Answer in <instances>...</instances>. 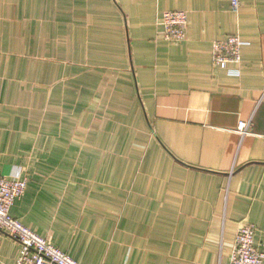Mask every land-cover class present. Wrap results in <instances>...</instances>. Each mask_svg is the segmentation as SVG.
<instances>
[{
  "label": "crops",
  "instance_id": "0c3cea01",
  "mask_svg": "<svg viewBox=\"0 0 264 264\" xmlns=\"http://www.w3.org/2000/svg\"><path fill=\"white\" fill-rule=\"evenodd\" d=\"M238 1L0 0L10 216L79 264H229L241 222L264 253V0ZM228 36L238 76L212 65ZM19 252L1 238L0 264Z\"/></svg>",
  "mask_w": 264,
  "mask_h": 264
},
{
  "label": "built area",
  "instance_id": "2783aa9c",
  "mask_svg": "<svg viewBox=\"0 0 264 264\" xmlns=\"http://www.w3.org/2000/svg\"><path fill=\"white\" fill-rule=\"evenodd\" d=\"M239 1L231 0L230 10L237 13ZM164 27L163 39L174 44L185 41L187 35L188 15L185 11H167L162 15ZM246 45L237 36H228L216 40L211 47V61L214 67L227 69L229 74L238 76L237 69L230 65H238L241 50ZM237 131L241 135L247 133V125L239 123ZM27 175L22 169H16L7 176L0 175V247L1 238L9 237L20 247L15 264H79L68 255L51 245L50 241L37 235L20 221L10 216V209L15 201L26 191ZM254 225L241 222L234 238V247L229 264H264V253L254 247Z\"/></svg>",
  "mask_w": 264,
  "mask_h": 264
}]
</instances>
